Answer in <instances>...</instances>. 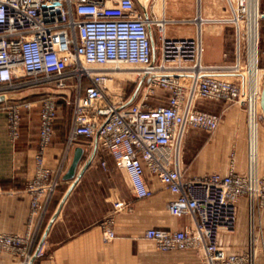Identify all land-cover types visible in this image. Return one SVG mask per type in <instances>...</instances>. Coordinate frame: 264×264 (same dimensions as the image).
Returning <instances> with one entry per match:
<instances>
[{
  "label": "built area",
  "instance_id": "built-area-1",
  "mask_svg": "<svg viewBox=\"0 0 264 264\" xmlns=\"http://www.w3.org/2000/svg\"><path fill=\"white\" fill-rule=\"evenodd\" d=\"M224 1L226 16L220 22L235 30L236 64L221 67L204 63L199 30L194 37L170 36L168 29L177 23L153 10L146 18L138 0H0V92L38 89L45 93L39 102L37 173L25 189L30 197L28 230L25 235L0 233V254L19 257L13 264H33L42 254L41 249L34 251L35 229L61 182V174L45 169L44 154L53 143L64 101L74 109L69 146L79 139L96 141L98 149L107 152L125 173L135 199L155 195L150 184L153 179L174 196L167 206L170 215L191 217V225L182 231H146L145 238L159 251L195 250L202 254V264H256L262 239L257 221L264 212L259 155L264 119L261 93L224 76L234 73L235 66L238 72L242 60H248L246 28L255 2L260 49L264 4L261 0ZM199 16L193 24L202 29L197 23ZM230 57L227 52L223 55L225 61ZM111 67L141 72L129 77L107 72ZM261 69L264 72V67ZM121 80L142 83L134 102L123 92H111L110 86ZM159 91L168 93L166 103L150 107L149 101L161 100ZM199 101L244 108L246 173L232 168L228 175L186 176L183 157L187 133L199 130L212 136L223 121V114L198 110ZM35 107L36 103L1 105L13 143L20 138L23 110ZM4 193L0 189V196ZM243 199L249 209V245L241 254L228 255L219 238L235 233ZM103 230L105 241L116 237L112 221L104 223Z\"/></svg>",
  "mask_w": 264,
  "mask_h": 264
},
{
  "label": "crops",
  "instance_id": "crops-1",
  "mask_svg": "<svg viewBox=\"0 0 264 264\" xmlns=\"http://www.w3.org/2000/svg\"><path fill=\"white\" fill-rule=\"evenodd\" d=\"M156 2L149 0V13L153 10L157 14ZM166 3L167 18L177 23L170 28L173 36L194 37L197 31L194 19L199 13L204 17L209 13L204 7L207 0L201 3L200 12L199 0H166ZM203 39L207 45L203 61L210 66L214 64L215 57L213 41H219V55L223 49L222 38L204 31ZM236 69L238 66L234 71ZM138 88L141 89L142 85L138 84ZM25 92L28 91H17L20 104L36 102L31 94L24 95ZM164 92L159 91L158 95L162 97ZM139 95L140 92H135L130 102H134ZM60 104L59 119L55 123L56 134L45 151L44 167L53 174H61V182L48 203L41 225L35 229L34 251L41 249L42 254L33 264H202V254L195 250L161 252L155 243L145 238L149 229L185 230L192 219L189 216L178 218L170 215L167 206L174 196L153 179L150 184L155 195L150 199H135L125 173L107 152L98 149L96 141L79 139L69 146L74 109L64 101ZM261 108L264 115V87ZM197 109L223 114V121L212 136L187 133L183 157L186 176L228 175L232 168L239 174L246 173L247 117L243 108L223 102L199 101ZM39 112L36 108L23 110L20 138L13 143L8 135L5 114L0 110V189L5 192L0 196V233L25 235L28 230L30 197L25 189L37 173ZM77 148L85 151L77 170L79 177L65 181L64 176ZM259 151L260 173L264 175V119L260 126ZM103 162L107 164L106 167L102 166ZM108 221L113 222L116 237L107 242L103 226ZM257 222L262 229V239L256 264H264V212ZM249 230L248 202L243 199L239 204L237 229L233 234H222L220 246L228 255L243 253L249 245ZM19 260V257L9 253L0 254V264L18 263Z\"/></svg>",
  "mask_w": 264,
  "mask_h": 264
},
{
  "label": "rangeland",
  "instance_id": "rangeland-1",
  "mask_svg": "<svg viewBox=\"0 0 264 264\" xmlns=\"http://www.w3.org/2000/svg\"><path fill=\"white\" fill-rule=\"evenodd\" d=\"M261 1H262V4H264V0H261ZM201 3H203V0H199V4H200L199 5V11H200V7H201ZM206 6H207V9L210 8L209 16L213 17V19H221V18L226 16L225 1L224 0H216L215 4H214V0H213V3L211 5L206 4ZM206 6H204L205 11H206ZM156 11H157V14L160 15V12L157 9H156ZM216 26L219 29H222V32H223V37H222V41H221L223 49L220 50V54L218 55L217 49L220 48V45H218L217 42H219V41H217V40L213 41L215 43L214 44L215 45L214 46L215 47V53H214L215 57H214V61H213L214 64H212L210 66H221V65L222 66H224V65L234 66L236 64L235 59L233 58V50H234L235 43H236V41H235L236 40L235 39V30L233 28H227L221 24L216 25ZM168 33L171 34L172 31L170 29H168ZM260 41H261V43H263L262 51L264 52V42H263L264 36H263L262 31L260 33ZM224 52H227L231 55L229 61H225V59L223 58ZM247 62H248V60L245 57L241 62V67H240L239 71L231 73V74H226L224 76V78L233 82V83H236L238 85H246V87H247L248 86L247 84H249L248 83L249 73L247 72ZM263 67H264V62H262V59H261L260 68H263ZM235 68H236V66L234 67V69ZM257 76H258V80L256 82L255 87L257 88L258 92H261V107H262L263 87H264V72H263V77H262L261 71L257 72ZM26 91H28V92H25L24 95L31 94L32 95L31 98L34 97V99H36V102H34V103H36L35 108L39 109V102L44 97V94H45L44 91L38 90V89H26ZM111 92H113V94L123 92V95H125L126 98H129L135 92H137V93L140 92V94H141V89L138 88V85H136V83L128 82L126 80H121L118 82L117 85L112 87ZM1 97H3V98H1ZM160 98H161V100H159V101L158 100L155 102L149 101V106L150 107H156V106H160V105L166 103V100L168 98V93L164 92V94H162V97H160ZM19 102H21V100L17 98V91L11 92V93L0 92V104L19 103ZM230 105H236V104H230ZM237 106H241V105H237ZM243 110H244V108H243ZM261 112H262V108H261ZM245 115H246V113H245ZM189 132H198V133L203 134L205 137L210 136L208 133L203 132V131H199V130H190Z\"/></svg>",
  "mask_w": 264,
  "mask_h": 264
},
{
  "label": "bare ground",
  "instance_id": "bare-ground-1",
  "mask_svg": "<svg viewBox=\"0 0 264 264\" xmlns=\"http://www.w3.org/2000/svg\"><path fill=\"white\" fill-rule=\"evenodd\" d=\"M141 1H145V0H141ZM213 0H207L206 4H212ZM216 3V0H214V4ZM156 9L160 12V15H166L165 13V9L167 7V3L166 0H157L156 4ZM206 10L209 11L210 13V8L207 9L206 6ZM200 12V11H199ZM209 13H207V17L199 16V18L197 19V23L200 26H203L202 29H197L196 32L202 33V38L204 36V31L208 33L212 32L213 35L222 38L223 36V32L221 29H219L216 25H220L221 24V20L220 19H213V17L209 16ZM200 15V13H199ZM209 25H213V26H209ZM215 25V26H214ZM247 33H248V37H247V45H248V62H247V72L249 73V77H248V88H251L252 92H256V93H261L257 91V88L255 87L256 82L258 80V76H257V72L261 71L262 77H263V71L260 67H258V39H259V31H258V3L255 2L252 6L251 9V14L249 17V20L247 22ZM207 30V31H206ZM170 36V33H168ZM203 60H204V56L206 54L207 51V45L206 42H204L203 39ZM221 67H223L221 65ZM111 73H116L119 75H126L129 77H133L134 74H137L141 71L139 70H133V69H118V68H107ZM233 72H236V70H232ZM110 88L112 89V86H110ZM254 127H256V122L254 121L253 124ZM256 131V130H255ZM255 137H256V132H255Z\"/></svg>",
  "mask_w": 264,
  "mask_h": 264
},
{
  "label": "water",
  "instance_id": "water-1",
  "mask_svg": "<svg viewBox=\"0 0 264 264\" xmlns=\"http://www.w3.org/2000/svg\"><path fill=\"white\" fill-rule=\"evenodd\" d=\"M148 2L149 0H145V1L138 0V3L143 13L145 14L146 18H149ZM84 152L85 151L83 148H77L75 150L73 162L69 170L67 171L66 175L64 176L65 181L77 180V178L79 177V175H77V170L84 157Z\"/></svg>",
  "mask_w": 264,
  "mask_h": 264
},
{
  "label": "trees",
  "instance_id": "trees-1",
  "mask_svg": "<svg viewBox=\"0 0 264 264\" xmlns=\"http://www.w3.org/2000/svg\"><path fill=\"white\" fill-rule=\"evenodd\" d=\"M263 42H264V41H263ZM260 49H261V50L263 49V43H261Z\"/></svg>",
  "mask_w": 264,
  "mask_h": 264
}]
</instances>
